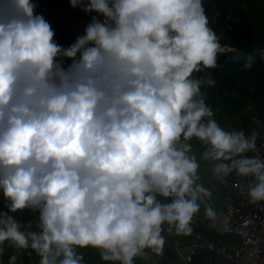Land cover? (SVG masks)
Returning <instances> with one entry per match:
<instances>
[{"label":"clouds","instance_id":"1","mask_svg":"<svg viewBox=\"0 0 264 264\" xmlns=\"http://www.w3.org/2000/svg\"><path fill=\"white\" fill-rule=\"evenodd\" d=\"M70 2L96 14L65 46L35 0H0V242L39 264H86L87 246L121 264L162 253L164 225L191 234L212 195L194 137L221 180L251 177V201H264V156L248 154L259 129L223 127L201 88L215 79L196 75L222 48L203 0ZM25 208L37 230L13 214Z\"/></svg>","mask_w":264,"mask_h":264},{"label":"trees","instance_id":"2","mask_svg":"<svg viewBox=\"0 0 264 264\" xmlns=\"http://www.w3.org/2000/svg\"><path fill=\"white\" fill-rule=\"evenodd\" d=\"M67 1L70 0L59 1L61 6L52 22V26L55 29V37L64 34L59 31L60 29L58 30L55 28V25L58 24L66 27L70 22V17L65 15V12H67V14L83 15L86 20L81 21H90L87 19L95 15L92 12H85L83 9L78 10V6H72L71 2L66 4ZM52 2L53 0H35L37 5L35 11L37 13H42L45 18L49 20L46 8L49 7ZM214 3L216 6L211 9V12L215 20L211 23V27L219 37L222 45L221 49L226 47H230V49L220 50L218 55V67L209 68L196 73V75L200 76L210 74L217 82H215V84L218 85V90L215 84L209 85L205 83L201 85L202 91L207 94L206 102L213 105L217 95L218 99L221 98L223 101L231 103L238 102L239 99L233 96V92L240 91L241 99L248 98L257 100L256 102H258L259 105H256L255 108L260 112L264 108V0H214ZM240 3H243L244 7H242ZM38 8L42 11L38 12ZM230 8L232 10L229 13L228 9ZM229 14H231V19H228ZM87 24V22H83L79 30L82 29L84 32ZM74 40L75 38L69 37V42L65 46L70 45ZM249 56H254L255 60L252 67L245 68L242 65ZM65 59L67 62H70V58ZM228 90H230V93L227 92ZM216 92L217 94L215 96ZM253 115L254 113H252L250 118L248 117L245 123L246 128ZM6 207L7 202L5 200H0V209ZM17 211H22V216L17 218L21 221L22 227L27 230L38 229L36 221L39 220H34L38 210L31 212L30 208H25ZM13 214L15 215V213ZM193 228L211 233L205 226L193 224ZM18 249L19 247L11 242L9 246L3 247L2 251H0V264H28L22 254H19ZM86 249H90L92 255L97 258L99 264H109V261L102 257L101 249L87 246L79 250L83 252ZM13 254L17 257L14 262L10 261V257ZM172 255L176 260L173 252ZM206 256V254H201L198 257L204 260ZM195 264L198 263L195 262Z\"/></svg>","mask_w":264,"mask_h":264},{"label":"built area","instance_id":"3","mask_svg":"<svg viewBox=\"0 0 264 264\" xmlns=\"http://www.w3.org/2000/svg\"><path fill=\"white\" fill-rule=\"evenodd\" d=\"M253 128L260 132L258 151L248 154L264 156V108L253 115L246 131ZM251 181L235 171L221 180L217 215L209 217L205 227L211 233L193 228L191 234H174L169 247L177 260L183 264H264V201H251ZM3 198L0 193V200ZM18 252L28 264H39L40 256L34 249L19 247ZM201 254H206V259L199 258Z\"/></svg>","mask_w":264,"mask_h":264},{"label":"rangeland","instance_id":"4","mask_svg":"<svg viewBox=\"0 0 264 264\" xmlns=\"http://www.w3.org/2000/svg\"><path fill=\"white\" fill-rule=\"evenodd\" d=\"M62 0H53V2L50 4L49 7L46 8L47 11V16L52 24L54 21V17L59 11V7L61 6L60 2ZM224 1V0H221ZM70 1H67L66 4H68ZM204 6L206 13L209 17V24L211 26V23L215 20L213 18L211 9L214 8L216 5L214 3V0H203ZM233 3V2H230ZM242 7L243 3H240ZM70 8V7H68ZM81 9L80 7L78 10ZM232 9H228L229 13ZM42 10L38 8V12H41ZM65 15H68L70 17V22L66 27L62 25H55V28H57L60 32H63V35L55 37V39L63 44L66 45L69 42V37H73L76 39V37L83 33V31L79 30L80 25L82 24L81 20H86L85 17L81 14L79 15H73L67 12H65ZM81 17V18H78ZM75 19V20H74ZM228 19H231V14H229ZM87 20H91L87 19ZM229 23V22H228ZM230 26V25H229ZM70 27V28H69ZM68 29H71L70 31ZM230 49V47L223 48L221 50H227ZM232 49V48H231ZM216 82V81H215ZM217 83V82H216ZM263 84V83H262ZM216 89L218 90V85L215 84ZM230 93V90L227 91ZM217 92L215 93L216 96ZM241 92L240 91H234L233 96H236L239 101L238 102H226L223 101L221 98L218 99V95L215 98V102L213 105L209 104L215 114V118L219 121V123L225 127L226 129L232 130V129H238V128H244L246 130V121L248 117L250 118L252 113L258 112L256 105H259L258 102H256V99H241ZM251 113V115H250ZM248 127V126H247ZM191 143L193 144L192 152H194L197 156L198 159H200V168L198 170L199 172V181L202 182L206 187L211 189L212 195L210 198L206 200V202L201 203V207L199 211L194 215L192 224L194 225H201L205 226L207 225V220L208 217L205 213V206L206 204H211V206L215 209L216 211V203L218 199L220 198V194L222 192V186H221V179L213 172V161L211 160H204L201 158V153L204 150L205 145L197 139V138H192ZM2 200L6 201V198H3ZM7 202V201H6ZM35 210L31 209V212H34ZM37 213V212H35ZM15 215L17 218L22 216V211H16ZM34 220H39V214H35ZM36 225H39V221H36ZM24 228V227H23ZM178 232L175 231L173 228L171 231L168 230V225H164V232L163 235L166 237V242L164 245V249L162 253H156L152 251L150 248L146 249L145 251L148 253L147 256H142L138 255L137 257L134 258L135 264H183V262L179 260H175L172 252L169 247V240L170 238L174 235L177 234ZM8 241L0 242V249L3 247L9 246ZM102 251V250H101ZM84 252V260L86 261V264H99L97 261V258L94 257L90 251V249H86ZM109 264H121L120 261L118 260H108Z\"/></svg>","mask_w":264,"mask_h":264},{"label":"bare ground","instance_id":"5","mask_svg":"<svg viewBox=\"0 0 264 264\" xmlns=\"http://www.w3.org/2000/svg\"><path fill=\"white\" fill-rule=\"evenodd\" d=\"M83 22H87V23H89L90 21H81V23H83ZM81 31H82V29H81Z\"/></svg>","mask_w":264,"mask_h":264},{"label":"crops","instance_id":"6","mask_svg":"<svg viewBox=\"0 0 264 264\" xmlns=\"http://www.w3.org/2000/svg\"><path fill=\"white\" fill-rule=\"evenodd\" d=\"M70 28V27H69ZM69 31L71 30V29H68ZM72 31V30H71ZM82 34V33H81ZM216 206V205H215ZM209 218V217H208Z\"/></svg>","mask_w":264,"mask_h":264},{"label":"water","instance_id":"7","mask_svg":"<svg viewBox=\"0 0 264 264\" xmlns=\"http://www.w3.org/2000/svg\"><path fill=\"white\" fill-rule=\"evenodd\" d=\"M263 254H264V252H263Z\"/></svg>","mask_w":264,"mask_h":264}]
</instances>
